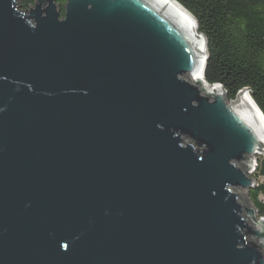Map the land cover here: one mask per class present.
Listing matches in <instances>:
<instances>
[{
    "label": "water",
    "instance_id": "1",
    "mask_svg": "<svg viewBox=\"0 0 264 264\" xmlns=\"http://www.w3.org/2000/svg\"><path fill=\"white\" fill-rule=\"evenodd\" d=\"M197 28L175 0H0V264H264V115L205 82Z\"/></svg>",
    "mask_w": 264,
    "mask_h": 264
},
{
    "label": "trees",
    "instance_id": "2",
    "mask_svg": "<svg viewBox=\"0 0 264 264\" xmlns=\"http://www.w3.org/2000/svg\"><path fill=\"white\" fill-rule=\"evenodd\" d=\"M56 1L63 15L66 0ZM175 1L195 18L207 40L206 82L222 85L229 101L249 89L264 115V0ZM18 2L22 10H28L36 0ZM251 177L262 179L248 191V198L264 217V158H258Z\"/></svg>",
    "mask_w": 264,
    "mask_h": 264
},
{
    "label": "bare ground",
    "instance_id": "3",
    "mask_svg": "<svg viewBox=\"0 0 264 264\" xmlns=\"http://www.w3.org/2000/svg\"><path fill=\"white\" fill-rule=\"evenodd\" d=\"M197 33H198V28H197ZM187 79H188L191 83H193V84L196 83L195 80H194V78L192 77L191 74H188ZM205 82H206V80H205ZM206 83H207V82H206ZM207 84H208V83H207ZM197 85H198V87L200 88L201 91H205V90L203 89V85H202L201 83H197Z\"/></svg>",
    "mask_w": 264,
    "mask_h": 264
},
{
    "label": "rangeland",
    "instance_id": "4",
    "mask_svg": "<svg viewBox=\"0 0 264 264\" xmlns=\"http://www.w3.org/2000/svg\"><path fill=\"white\" fill-rule=\"evenodd\" d=\"M186 78H187V76H186ZM256 160H258L257 159V156H256ZM253 172H254V170L251 173H253ZM253 181H254V185H255L256 183L262 181V179L261 178H257V179H254ZM237 188L240 189V190H242L243 193H246V189L245 188H241V187H237ZM247 198H248V191H247ZM248 201L250 202L249 198H248Z\"/></svg>",
    "mask_w": 264,
    "mask_h": 264
}]
</instances>
